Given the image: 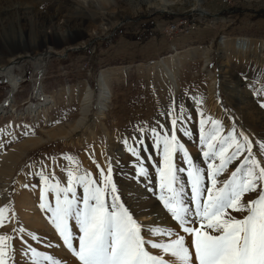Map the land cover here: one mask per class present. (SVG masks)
I'll return each instance as SVG.
<instances>
[{
    "label": "rangeland",
    "instance_id": "obj_1",
    "mask_svg": "<svg viewBox=\"0 0 264 264\" xmlns=\"http://www.w3.org/2000/svg\"><path fill=\"white\" fill-rule=\"evenodd\" d=\"M179 21L185 22L172 29L169 23ZM151 31L155 35L143 40ZM244 40L248 46L240 49ZM10 59L12 78L20 75L23 81L11 108H18L15 117L0 120V153L7 156L0 160V209L5 210L0 236L10 238L7 264H31L25 251L30 247L60 264H79L50 223V213L39 206L45 187L40 173L67 186L69 171H87L96 179V165L106 173L110 161L122 201L137 219L152 217L140 223L174 228L156 199L158 186L136 177L139 164L122 140L148 130L149 151L141 150V161L154 179L151 165L160 153L151 147V128L170 133L171 117L179 116L181 106L192 115L184 122L192 135L178 139L194 163L204 166L199 107L205 117L221 121L224 134L235 127L248 135L264 167L258 148L264 141V93L256 95L264 86V0H0V67ZM8 78L0 73V103L12 89ZM103 78L109 91L101 111ZM88 88L93 98L82 121ZM210 126L209 121L206 129ZM180 175L186 182V173ZM49 203L55 204L51 193ZM28 204L32 210H25Z\"/></svg>",
    "mask_w": 264,
    "mask_h": 264
},
{
    "label": "snow or ice",
    "instance_id": "obj_2",
    "mask_svg": "<svg viewBox=\"0 0 264 264\" xmlns=\"http://www.w3.org/2000/svg\"><path fill=\"white\" fill-rule=\"evenodd\" d=\"M261 93L264 86L256 95ZM260 106L264 108V102ZM196 114L201 117L199 144L204 166L193 162L186 144L178 139L181 134L192 135L184 124L192 115L183 106L179 116L171 117L170 133L161 135L156 127L151 128V147L160 153L151 165L154 179L141 161V150L149 151L145 147L148 130L140 129L122 140L125 151L139 164L134 168L136 177L158 186L156 199L170 214L174 228L138 222L137 214L122 201L110 161L106 173L96 165V179L87 171L77 175L69 171L67 186L39 174L45 185L40 189L39 206L50 213V223L79 264H264V167L253 152V141L235 127L224 134L221 121L205 117L199 107ZM209 121L210 129H206ZM258 148L264 156V141L258 142ZM234 162L238 166L231 168ZM184 173L186 182L180 175ZM47 193L54 196V206H46ZM4 211L0 209V216ZM157 236L167 237V242H154ZM9 239L0 236V264H7L9 245L5 241ZM77 241L78 247L74 246ZM153 250L158 252L153 254ZM25 251H30L31 264H60L36 248Z\"/></svg>",
    "mask_w": 264,
    "mask_h": 264
},
{
    "label": "bare ground",
    "instance_id": "obj_3",
    "mask_svg": "<svg viewBox=\"0 0 264 264\" xmlns=\"http://www.w3.org/2000/svg\"><path fill=\"white\" fill-rule=\"evenodd\" d=\"M84 4H90V3H88L87 1H82ZM238 44H239V48L240 49H245V48H247V46H248V41L247 40H244L243 42H238ZM9 46H14V45H9ZM7 50H10V48H8ZM14 59H16V58H14ZM14 59H10V63H8L7 65H5L4 67H0V73L1 74H3V75H5V76H8L9 78H10V80H12L13 78H12V71H13V68H14ZM164 67H166L165 65H164ZM167 72H166V75L168 76V79L170 80V83L172 84V85H175V75H173V74H171V72H170V69H169V71H168V69L166 70ZM14 80V79H13ZM15 82V81H14ZM212 84H215V79H213V81H212ZM15 86H16V84H15ZM100 87H101V90H102V92H101V98H100V100H99V102H98V108L101 110V111H104L105 110V104H106V99H107V94H108V89H107V87H106V84H105V81H104V78L101 80V83H100ZM17 91V90H16ZM92 98H93V92L90 90V88H88L87 89V91L85 92V96H84V99L85 100H83V106L84 107H82V118L80 119V120H85V118L83 117V115L85 116V115H87V113H88V111H89V107H90V103H91V101H92ZM51 100V99H50ZM1 110V109H0ZM99 110V111H100ZM12 111H14V109L12 110ZM39 112V111H38ZM102 113V112H101ZM3 152V151H2ZM0 153V160H2V158H3V160L5 159V158H7V156L6 155H4L3 156V153ZM2 160V161H3ZM32 207H33V204H31V205H29L28 204V206L26 207V209L25 210H32ZM142 217H146V216H139L138 217V221L139 222H146V221H150L151 219H152V217H147V218H142ZM141 218V219H140Z\"/></svg>",
    "mask_w": 264,
    "mask_h": 264
},
{
    "label": "built area",
    "instance_id": "obj_4",
    "mask_svg": "<svg viewBox=\"0 0 264 264\" xmlns=\"http://www.w3.org/2000/svg\"><path fill=\"white\" fill-rule=\"evenodd\" d=\"M183 22H185V21H179L178 23H169L170 25H171V27H172V29H174V30H176L177 28H179L182 24H183ZM40 72V71H39ZM14 79V80H13ZM12 80H10V78H8V83H9V85H10V88H12L11 89V91L8 93V95L4 98V100H2L1 101V103H0V108L1 109H3V111L2 112H0V120L2 119V118H4L5 117V115H14V117H15V115H16V111H17V107L15 108V110L14 111H11V108L13 107V104H14V102H15V96H16V90H17V88H18V86L21 84V82L23 81L22 79V76H20V75H18L17 77H16V79L15 78H13ZM4 80V79H3ZM15 81V82H14ZM6 82V81H5ZM15 84H16V86H15ZM14 89V90H13ZM18 114H20V113H18ZM32 115V113H29V116H31ZM7 117V116H6Z\"/></svg>",
    "mask_w": 264,
    "mask_h": 264
},
{
    "label": "trees",
    "instance_id": "obj_5",
    "mask_svg": "<svg viewBox=\"0 0 264 264\" xmlns=\"http://www.w3.org/2000/svg\"><path fill=\"white\" fill-rule=\"evenodd\" d=\"M153 35H155V32L151 31L150 33H148L147 35H145L143 38V40H145L146 38L149 39L151 38Z\"/></svg>",
    "mask_w": 264,
    "mask_h": 264
}]
</instances>
